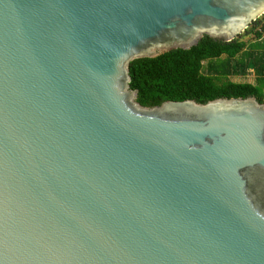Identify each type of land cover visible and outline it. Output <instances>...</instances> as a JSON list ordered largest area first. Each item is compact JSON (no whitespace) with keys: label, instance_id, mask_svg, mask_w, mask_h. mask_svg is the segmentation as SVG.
Masks as SVG:
<instances>
[{"label":"water","instance_id":"water-1","mask_svg":"<svg viewBox=\"0 0 264 264\" xmlns=\"http://www.w3.org/2000/svg\"><path fill=\"white\" fill-rule=\"evenodd\" d=\"M263 11L0 0V264H264V103L141 106L126 72Z\"/></svg>","mask_w":264,"mask_h":264},{"label":"trees","instance_id":"trees-1","mask_svg":"<svg viewBox=\"0 0 264 264\" xmlns=\"http://www.w3.org/2000/svg\"><path fill=\"white\" fill-rule=\"evenodd\" d=\"M248 69L252 81L230 78L244 76ZM126 72L128 88L135 90L134 100L141 106L237 96L264 103V11L227 41L202 34L186 48L134 57L127 61Z\"/></svg>","mask_w":264,"mask_h":264},{"label":"rangeland","instance_id":"rangeland-1","mask_svg":"<svg viewBox=\"0 0 264 264\" xmlns=\"http://www.w3.org/2000/svg\"><path fill=\"white\" fill-rule=\"evenodd\" d=\"M258 16H260V15H258ZM257 16V17H258ZM242 31H240L239 33H241ZM246 36H249V33L248 34H246ZM246 36H243V37H246ZM232 80H236V81H240V80H245V81H252V78H253V76H252V73H251V70L250 69H248L247 71H246V73H245V75L244 76H232V77H230Z\"/></svg>","mask_w":264,"mask_h":264}]
</instances>
